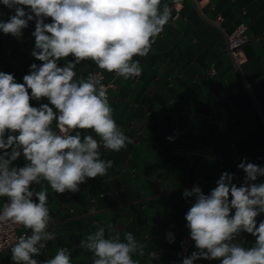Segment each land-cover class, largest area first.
<instances>
[{
  "label": "crops",
  "instance_id": "crops-1",
  "mask_svg": "<svg viewBox=\"0 0 264 264\" xmlns=\"http://www.w3.org/2000/svg\"><path fill=\"white\" fill-rule=\"evenodd\" d=\"M163 3L171 8L172 19L149 54L134 57L142 68L139 77L125 80L91 61L76 66L77 77L100 71L103 82L114 83L107 90L109 103L131 143L119 152L102 148L101 158L111 160L112 167L76 193H56L44 181L33 185L37 191L47 188L54 221L49 231L56 233L38 260L67 248L72 264H92V254L80 248L79 241L110 223L122 238L131 232L146 244L145 256H134L140 264H147L152 251L159 253L152 264H178V240L189 236L185 215L194 199L185 198L183 191L195 185L209 194L224 172L234 174L233 183L239 186L245 173L238 164L245 158L264 167V0ZM13 14L14 9L0 3V21ZM218 16L222 19L217 23ZM240 22L247 25L248 41L236 64L226 51V34ZM34 30L35 21H30L19 38L0 32V72L13 74L18 83H23L32 63H42L31 55ZM71 59L61 60V66ZM80 131L98 139L91 130ZM25 163L23 157L14 162L17 167ZM256 183H264V177ZM5 202L0 198V207ZM262 220L264 214L257 223ZM22 232L30 234L21 226ZM169 232L174 242L168 241ZM254 240L241 233L237 242L250 247ZM11 246L0 253V264H13ZM193 251L194 241L188 256ZM194 264L220 261L199 259Z\"/></svg>",
  "mask_w": 264,
  "mask_h": 264
},
{
  "label": "clouds",
  "instance_id": "clouds-1",
  "mask_svg": "<svg viewBox=\"0 0 264 264\" xmlns=\"http://www.w3.org/2000/svg\"><path fill=\"white\" fill-rule=\"evenodd\" d=\"M14 14L0 21V32L21 37L35 21V48L31 55L42 62L30 65V73L18 83L13 74L0 72V226L12 224L30 230L11 246L13 264H72L71 253L60 248L46 260H38L47 242L56 238L48 191L33 185L42 181L51 190L76 193L82 184L103 177L112 167L101 158V149L119 152L131 143L116 123L107 89L99 74L77 77L76 66L93 62L99 69L125 80L139 77L142 68L135 56L146 57L156 38L172 19L163 0H0ZM27 9V11L25 10ZM50 18L51 22L45 20ZM72 57L61 66L60 61ZM46 99L34 107L31 101ZM55 124V127L53 125ZM91 130L93 135H81ZM170 141L173 137H168ZM23 157L24 166L14 162ZM245 173L237 186L234 174L222 173L209 194L201 187L185 189L193 202L185 215L196 251L182 264L199 259L220 264H264V167L238 164ZM234 210V211H233ZM241 233L255 238L249 247L237 242ZM174 242V235L167 234ZM92 254V264H140L146 244L131 232L121 237L112 224L97 226L79 241ZM147 264L159 258L147 254Z\"/></svg>",
  "mask_w": 264,
  "mask_h": 264
},
{
  "label": "built area",
  "instance_id": "built-area-1",
  "mask_svg": "<svg viewBox=\"0 0 264 264\" xmlns=\"http://www.w3.org/2000/svg\"><path fill=\"white\" fill-rule=\"evenodd\" d=\"M176 17V16H175ZM222 18L218 16L216 18V22L220 21ZM247 25L244 22H240L232 32L226 34L227 43H226V51L230 58L238 64L242 57V47L248 41V37L246 34ZM90 73L99 74L102 78V73L100 71H91ZM103 82V81H102ZM108 90L109 87H112L114 83L110 82H103ZM108 95V93H107ZM21 226L19 225H12L7 224L0 226V253L3 252L5 249L9 248L15 242V239L20 235L25 234V232L19 233V229ZM192 245V240L189 236H182L178 240V246L176 251V260L178 264H182L183 258L188 256V252Z\"/></svg>",
  "mask_w": 264,
  "mask_h": 264
}]
</instances>
